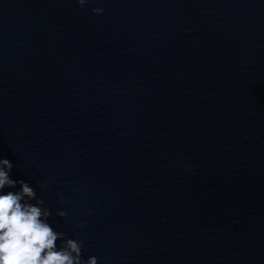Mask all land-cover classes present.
<instances>
[{"label": "clouds", "instance_id": "9594fccd", "mask_svg": "<svg viewBox=\"0 0 264 264\" xmlns=\"http://www.w3.org/2000/svg\"><path fill=\"white\" fill-rule=\"evenodd\" d=\"M87 2L77 0L81 7ZM92 11L102 13L103 9ZM12 167L7 158H0V264H97L95 256L82 260V241L69 238L57 244L65 234L48 223L52 212L44 207L43 198H37L35 189L10 177ZM17 185L19 191H4ZM56 215L66 213L61 210Z\"/></svg>", "mask_w": 264, "mask_h": 264}]
</instances>
